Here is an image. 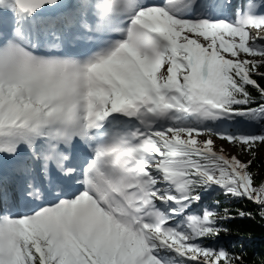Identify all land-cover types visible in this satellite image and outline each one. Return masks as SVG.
Returning a JSON list of instances; mask_svg holds the SVG:
<instances>
[{"label": "snow or ice", "instance_id": "obj_1", "mask_svg": "<svg viewBox=\"0 0 264 264\" xmlns=\"http://www.w3.org/2000/svg\"><path fill=\"white\" fill-rule=\"evenodd\" d=\"M264 0H0V264H244L264 218Z\"/></svg>", "mask_w": 264, "mask_h": 264}, {"label": "trees", "instance_id": "obj_2", "mask_svg": "<svg viewBox=\"0 0 264 264\" xmlns=\"http://www.w3.org/2000/svg\"><path fill=\"white\" fill-rule=\"evenodd\" d=\"M258 146L248 151L251 155L252 163L249 170L253 173V184L259 186L264 180V165L259 161ZM227 207L230 212L235 214L236 210L250 211V218H239L225 222L228 233L222 234L221 244L226 248L237 252L244 264H264V218L261 217L259 210L251 203L246 201L222 202L221 209Z\"/></svg>", "mask_w": 264, "mask_h": 264}, {"label": "rangeland", "instance_id": "obj_3", "mask_svg": "<svg viewBox=\"0 0 264 264\" xmlns=\"http://www.w3.org/2000/svg\"><path fill=\"white\" fill-rule=\"evenodd\" d=\"M217 148L223 147L227 155L232 156L236 155L239 159L247 162L251 160V155L248 151H241V149L237 146H232L227 144V142H223L219 139H216ZM257 146L261 149L259 152V161L264 165V143H257Z\"/></svg>", "mask_w": 264, "mask_h": 264}]
</instances>
